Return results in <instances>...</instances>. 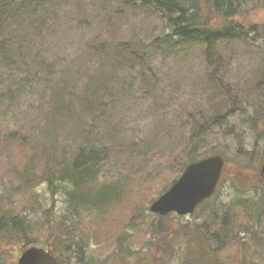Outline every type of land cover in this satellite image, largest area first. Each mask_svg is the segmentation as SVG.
Segmentation results:
<instances>
[{
    "label": "rangeland",
    "instance_id": "obj_1",
    "mask_svg": "<svg viewBox=\"0 0 264 264\" xmlns=\"http://www.w3.org/2000/svg\"><path fill=\"white\" fill-rule=\"evenodd\" d=\"M72 1L68 0V3ZM90 3L91 0H85L83 5L89 22H80V26L86 24L88 29L64 24L51 39L47 56L56 66L53 71L58 77L63 62L67 66L78 63L80 58L85 62L90 55L88 49L103 50L102 40L96 38L98 33L107 32L110 44L121 46L129 41L152 45L158 38H161L158 42L161 44L170 32L150 8L130 9L119 4L113 7L106 0H93L94 6ZM251 7L242 6L246 11L234 19L243 27L264 26V9ZM78 11L82 15L81 9ZM66 12L67 9L63 19L67 18ZM252 38L253 35L248 37L247 45L238 41L222 44L219 53L212 56L216 66L211 70L207 67L204 48L181 45L167 56L160 54L146 68L142 73L146 87L139 86L138 77L123 82V74H117V78L111 76L113 93L119 95L122 90L120 97L124 101L121 113L115 114V120L122 118L124 121L117 138L120 142L123 135L127 145L135 144L131 146L135 151L125 148L121 155L120 152L112 157L113 163L104 168V174L101 173L103 178L99 185L113 190L108 206L101 211L82 212L74 221L87 249L86 258L77 263L73 254L68 259L63 250H59L61 264H88L89 261L118 264L120 241L121 245L138 253L129 264H139L142 254L149 251L150 242L156 243L150 253L157 258L166 241L177 237L176 251L186 242L181 239L182 229L194 232L197 225L216 232L218 238L229 239L219 255L220 264H240V255L250 264H264V177H261L264 160V48L259 47L263 41L253 45ZM46 72L47 68L43 73ZM11 73V66L0 67V82L11 83L12 77L8 78ZM210 76L213 81H219L223 93L217 92L209 81ZM36 78L40 91L48 89L43 82L44 76L39 74ZM67 80L70 82L69 78ZM51 81L50 87L60 88L61 82L52 78ZM227 95L228 99L235 100L219 111V105L225 100L221 97ZM130 97L134 98L133 103L127 101ZM25 108L26 103L22 101V107L15 114L7 113L5 122ZM193 110L204 112L210 120L218 119L210 122L208 132L201 137L197 154L223 155L226 160L224 176L213 198L201 209L189 216L172 215L162 223L164 229L157 234L159 220L148 208L178 175L181 169L178 162L187 159L188 152L184 151L181 140H188L189 130L182 127V122ZM38 115L41 114L36 108L32 116ZM66 118L74 119L73 115ZM84 119L76 118L69 125L57 126L55 136L60 150L53 155L49 154L52 151L45 144L50 140L47 138L49 128L31 124L28 118L22 119L18 127H4L5 122L0 123V215H16L25 218L27 225L33 224V233L29 237L30 241H37L35 246L49 247L54 251L53 235L46 225L52 212L64 219V213L69 210L68 193L73 187L56 178L50 183L48 177L52 170L58 172L64 164L70 163L68 157L63 158L68 151L63 148L68 145V140L79 137V130L87 129H80ZM72 126L77 132L75 136H71ZM33 128L35 130L31 131ZM227 230L233 232L231 238L226 237ZM246 248L249 249L248 255L244 251ZM12 252L14 256H7L5 264H17L21 251L16 248ZM175 253L171 255L170 264L184 263L183 254Z\"/></svg>",
    "mask_w": 264,
    "mask_h": 264
},
{
    "label": "trees",
    "instance_id": "obj_2",
    "mask_svg": "<svg viewBox=\"0 0 264 264\" xmlns=\"http://www.w3.org/2000/svg\"><path fill=\"white\" fill-rule=\"evenodd\" d=\"M75 1L68 3V0H0V67L11 66L13 72L8 76V78L12 77L11 83L0 82V123L5 122L7 113L15 114L24 101L27 108L23 112L19 111L3 126L18 127L21 120L27 118L31 120V124L44 125L49 128L47 138L50 139V142L45 144L52 151L49 154L53 155L59 153L55 136L56 128L69 125L76 118H85L81 121L80 129L84 127L87 129L79 130V137L68 140V145L66 144L63 148L68 149L63 158L68 157L70 163L64 164L61 170H57L58 172L52 170L48 177L50 183L51 179L56 178L73 187L68 193L69 210L68 213H64V219L58 218L52 212L46 225L53 235L54 251L52 252L58 258L59 264H61V257L57 254L59 250H63L68 259L73 254L77 263L86 258L87 249L74 221L82 212L101 211L108 206L113 190L110 186L111 189L99 185V181L103 178L101 173L104 174V168L110 165L112 157L120 152L121 155L125 148H128L130 152L135 151V148L131 147L135 144L127 145L123 135L120 142L117 138V133L121 132L124 121L122 118L115 120V114L121 113L124 101L120 97L122 90L119 95L113 93L111 76L116 77L121 73L124 77L123 82L130 77H138L139 86H145L142 73L152 64V61H155L160 54L167 56L172 49L179 48L181 45H198L204 48L209 69L216 66L212 56H216L220 46L227 41H238L247 45L248 37L253 35L254 42L251 41L253 45L263 41L259 47L264 48V26L252 24L243 27L234 19L241 17L246 11L242 9L244 5L249 8L253 5L252 7L256 9H264V0H106L108 5L112 4L113 7L119 4L130 9L150 8L152 11H148L161 20L170 32L163 38L161 44H158L161 39L158 38L152 45L140 41H129L121 46L110 44L109 39L106 38L109 37L107 32L98 33L96 38L102 40L103 50L88 49L90 55L85 62L81 58L78 59V63H72L71 66L63 62L62 71L59 69L58 77L53 71V67L56 66L47 56V51L59 26L64 27V24H67L81 30L89 28L86 26L89 19L84 14L85 0H78L76 5ZM92 1L90 4L94 6ZM76 8L81 9L82 15ZM66 9L67 18L63 19ZM81 20H85L86 24L80 26ZM104 36L105 39H103ZM43 45L45 48H42ZM45 68L47 72L44 74ZM39 74L44 76L43 82L48 89L40 91L39 84L36 82ZM65 76L70 79V82ZM51 78L61 82L59 89L50 87ZM209 81L215 85L219 94L224 92L218 80L213 81L210 76ZM221 98L225 100L219 105V111L233 104L232 101L235 100L228 99V95ZM16 100L18 104L15 105ZM127 101L133 103L134 98L130 97ZM36 108L37 113L41 115L33 117L32 112ZM70 115H73V120L66 118ZM217 120L206 118V114L202 111L188 112L183 119L182 127L189 130L188 140H190L188 145H186L188 140H181L184 151L188 152L187 159H184L182 163L178 162V168L181 167L178 175L159 195L176 181L188 164L208 157V154H197V151L201 148L200 139L208 132L210 122ZM71 129L73 130L71 136L76 135L75 126L70 128V132ZM34 130L33 128L31 131ZM197 139L199 142L196 141ZM109 158L111 161H108ZM259 180H262L261 177ZM206 203L201 204L199 209ZM157 218L159 220L157 234H159V231L164 229L162 223L167 222L172 215L157 216ZM227 231H225L226 237L231 238L233 232ZM194 232L182 229L181 239L186 242L184 241V244L175 251L177 237L170 238L160 249L157 258L150 253L156 243L150 242L149 251L142 254L139 264H170L171 255L174 252L183 254L185 257L184 263L181 264H220L219 255L229 239L218 238L216 232H210L204 225L202 227L197 225ZM32 233L33 224L27 225L25 218L1 214L0 264H5L7 256L13 257L12 251L16 248L22 252L30 246H35L37 241H30L31 237H29ZM118 248L120 251L118 264H129L130 260L138 257V253L121 245V241L118 242ZM244 251L247 255L249 254V249L246 248ZM256 252L260 256V251ZM239 261L240 264H250L247 259L243 260L241 255ZM87 263L93 264L90 261Z\"/></svg>",
    "mask_w": 264,
    "mask_h": 264
},
{
    "label": "water",
    "instance_id": "obj_3",
    "mask_svg": "<svg viewBox=\"0 0 264 264\" xmlns=\"http://www.w3.org/2000/svg\"><path fill=\"white\" fill-rule=\"evenodd\" d=\"M225 161L213 156L186 167L179 179L151 206L154 214L167 216L177 213L192 214L195 209L215 192L222 176ZM264 174V163L262 168ZM18 264H58L51 250L31 247L24 251Z\"/></svg>",
    "mask_w": 264,
    "mask_h": 264
}]
</instances>
